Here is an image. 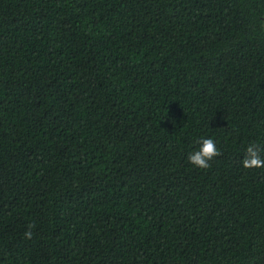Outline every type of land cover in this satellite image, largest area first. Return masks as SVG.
Returning a JSON list of instances; mask_svg holds the SVG:
<instances>
[{
    "label": "trees",
    "instance_id": "1",
    "mask_svg": "<svg viewBox=\"0 0 264 264\" xmlns=\"http://www.w3.org/2000/svg\"><path fill=\"white\" fill-rule=\"evenodd\" d=\"M250 144L264 0H0V264H264Z\"/></svg>",
    "mask_w": 264,
    "mask_h": 264
},
{
    "label": "clouds",
    "instance_id": "2",
    "mask_svg": "<svg viewBox=\"0 0 264 264\" xmlns=\"http://www.w3.org/2000/svg\"><path fill=\"white\" fill-rule=\"evenodd\" d=\"M196 144L199 145V148L189 154L188 160L198 168H209L211 166L209 161L222 154L213 138L201 137L196 141ZM260 151L256 144H250L242 160L243 167L246 169L264 168V158L261 157ZM34 227L33 224L28 225L29 230L25 232L26 238H32L33 232L31 229Z\"/></svg>",
    "mask_w": 264,
    "mask_h": 264
}]
</instances>
